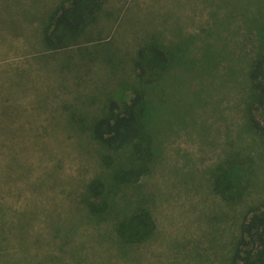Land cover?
Listing matches in <instances>:
<instances>
[{"label":"rangeland","instance_id":"1","mask_svg":"<svg viewBox=\"0 0 264 264\" xmlns=\"http://www.w3.org/2000/svg\"><path fill=\"white\" fill-rule=\"evenodd\" d=\"M61 3L0 0V264H232L242 221L264 202L249 77L264 0H84L96 11L82 29L54 32ZM46 31L64 43L49 47ZM152 47L168 62L145 84L136 61ZM140 89L154 160L122 183L130 146H107L93 126ZM228 164L242 175L233 199L213 188ZM138 209L155 230L124 242L117 223Z\"/></svg>","mask_w":264,"mask_h":264},{"label":"trees","instance_id":"2","mask_svg":"<svg viewBox=\"0 0 264 264\" xmlns=\"http://www.w3.org/2000/svg\"><path fill=\"white\" fill-rule=\"evenodd\" d=\"M83 3L84 0H70V4L61 3L52 15L49 27H54V32L62 27L74 31L81 30L96 11L95 6ZM54 32L45 33V42L49 47L64 43L62 36L58 41L55 40ZM167 62L168 57L161 48L152 47L149 50L142 48L136 66L145 84H150L153 79H148L149 73L157 75L160 65ZM249 77L260 95L252 104L250 122L257 132L264 134V122L256 116L257 111L264 114V52L253 63ZM145 100L146 92L140 89L122 109L118 102L112 101L108 112L97 118L93 126L95 137L107 146L115 149L130 146L131 166L115 173L116 178L122 183L137 182L142 175L150 171L154 160L153 136L147 119L149 114L144 107ZM103 187L102 180L98 178L93 180L90 186L92 192L98 191L94 192L97 194L102 192ZM213 188L223 198L233 199L243 193L242 175L234 166L224 165L214 177ZM155 227L152 215L144 209H138L126 214L117 223L116 230L124 242L141 243L154 232ZM231 262L264 264V202L254 206L242 221Z\"/></svg>","mask_w":264,"mask_h":264}]
</instances>
